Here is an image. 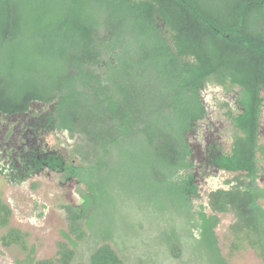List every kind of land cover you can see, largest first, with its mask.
<instances>
[{
	"label": "trees",
	"instance_id": "1",
	"mask_svg": "<svg viewBox=\"0 0 264 264\" xmlns=\"http://www.w3.org/2000/svg\"><path fill=\"white\" fill-rule=\"evenodd\" d=\"M48 1L0 0V57H16V45L26 38L35 45L32 53L42 57L0 60V120L29 113L39 129L35 132L79 136L82 144L73 154H79L81 163L46 147L19 155L17 163L10 157V171L0 161V175L16 185L46 168L86 187L80 205L62 206L68 222V231L63 232L69 244L63 249L67 257L82 240L92 238L91 212L101 201L97 177L109 169L108 160L126 142L154 143L149 118L155 115L168 121L169 133L158 145L164 168L154 173L150 201L139 214L151 220L150 228L157 233L152 239L162 240L169 252L191 245L195 261L209 264L203 253L208 252L215 264H229L221 254L216 229L219 215L232 214L233 249L250 247L264 264V190L256 186V160L246 155L257 144L258 88H264V29L260 27L264 0H73L61 10ZM95 2L97 12L91 10ZM32 16L39 23L34 30L27 21ZM163 24L171 37L161 30ZM130 32L140 38L138 53ZM212 82L243 87L251 99L243 102L246 114L236 125L242 137L232 152L217 160L225 171L246 172L247 181L238 178L228 190L212 192L207 206H196V179L185 173V130L202 110L200 89ZM145 88L151 99H158V110L139 99L138 92ZM36 104L43 108L34 109ZM11 215L0 195V226H7ZM173 218L180 224L175 225ZM19 232L10 229L2 243L10 246L18 241ZM137 234L154 233L139 223ZM93 237L96 247L89 264H124L112 236ZM31 254L29 264H50L35 262Z\"/></svg>",
	"mask_w": 264,
	"mask_h": 264
},
{
	"label": "rangeland",
	"instance_id": "2",
	"mask_svg": "<svg viewBox=\"0 0 264 264\" xmlns=\"http://www.w3.org/2000/svg\"><path fill=\"white\" fill-rule=\"evenodd\" d=\"M52 1V6L57 10H61L65 6L69 8L73 0H50L47 4ZM98 5V2H95L91 10L97 12ZM39 6L40 4H38ZM38 7H33L34 11ZM43 10H45L44 7ZM100 16L104 20L107 14L105 15V12H103ZM260 20V27L264 29V15ZM27 21L29 28L34 30L38 23L36 19L32 16ZM108 30L112 31V28ZM130 34L135 44L133 50L138 53L139 47L137 46H140L138 40L140 38L133 32H130ZM27 36H30V33H27ZM131 38H129V43H131ZM28 41L29 39L26 38L16 45L18 51L16 57L3 55L0 60L23 59L26 57H28L27 59H42L37 52L32 53L35 45L28 43ZM38 65H41V63H38ZM209 85L217 86L213 82ZM147 91V88L143 89V92L140 90L138 92L139 99H144L145 103L147 101L154 111L158 110L156 108L161 106L157 104L158 99H151L150 92ZM142 93H144V98ZM40 108H43V106L40 104L34 105V109L38 110ZM149 123H151L149 125L154 143L151 146L147 143L141 145L137 143L136 139L126 142L123 148L120 149L123 152L120 150L115 151L113 158L108 160L107 167L109 169L97 177L95 187L100 191L101 201L99 202V208H94L91 212L93 234L94 236L98 234L112 236V245L121 256L124 264H205L202 259L197 261L193 259L191 245L180 249L177 246L178 243H176L177 247L169 252L164 243L160 242L162 240L152 239L157 237V233L156 230L150 228L151 220L149 221L145 216L139 218L142 211L140 208L147 206V202L150 201L151 192L148 189L151 187L154 189L156 184L154 173L164 168V164L160 162L157 156L159 153L158 145L163 135H165L164 133H169L168 121H165L164 118L153 115L150 116ZM2 129L3 125L0 124V130ZM262 140L264 141V134ZM42 141L47 148L61 152L67 159H74L77 164L81 163L79 154L77 152H75L76 155L73 154L77 147L82 144L79 136L71 137L65 132L46 133L42 136ZM191 142H194V140L191 139ZM261 164L264 165V162ZM175 173L172 172V175L174 176ZM172 175L170 174V176ZM236 177H238L236 174L222 173L217 185L222 186L226 181L233 182ZM258 181L259 184L264 186V181H261V179H258ZM85 193L86 187L78 184L76 179L66 180L64 175L49 170L30 178L25 183L16 185L0 176V195L12 212L9 224L5 227L0 226V264H29L27 257L31 253L35 262L47 261L50 264H61L64 261L67 264H89L92 251L96 247L93 234L92 238L84 239L79 243L71 257H67L66 251L63 250L69 244L63 237V232L68 231V222L67 214L62 206L80 205ZM105 193L108 197H104ZM208 193L209 187L204 188L200 194L201 198L196 199V202H194L195 205H207ZM134 210L137 211V214ZM112 213L114 214L113 220L110 219ZM208 213H211L210 210H208ZM219 217L221 221L216 233L221 254L226 261L229 264H263L258 253L250 247L245 246L239 250L233 249L230 226L234 222V216L232 214H221ZM138 220L140 224L142 223L145 226V229H149L150 234H154L139 236L137 234ZM168 221L170 220L166 219L164 221L166 226L171 224ZM172 221L175 225L176 223L180 224V221L175 218ZM10 229L20 231L19 234L22 237L20 236L18 241H12L10 246H5L2 243V237ZM194 237H197L196 232ZM69 248L71 249V246ZM180 250H182V253ZM203 253L209 264H215L211 258V253V255L208 252Z\"/></svg>",
	"mask_w": 264,
	"mask_h": 264
},
{
	"label": "flooded vegetation",
	"instance_id": "3",
	"mask_svg": "<svg viewBox=\"0 0 264 264\" xmlns=\"http://www.w3.org/2000/svg\"><path fill=\"white\" fill-rule=\"evenodd\" d=\"M161 30H164L163 32L171 37V33L165 29L164 24L161 25ZM188 59L190 60V57ZM209 84L207 83L199 91L201 112L185 130V139L188 147V167L185 169V173L192 175L196 179L199 199L201 198V191L209 187L207 200L212 192L223 189L228 190V188L233 186L234 182V185H236L238 183L236 179L238 178L241 181H247L244 177L246 172L225 171L219 167L217 160L221 156L232 152L238 142V138L242 137L236 125L243 117V114H246L243 102L251 100L246 95L247 92H245L243 87L218 84L217 86H211ZM258 89L260 94L258 99L255 97L259 101L257 144L254 149L250 150L251 152H246V155L256 160V186L264 190V186L259 184L260 182L258 181V179L264 181V165L261 164L264 162V141L262 140L264 134V88L259 87ZM252 98L254 97L252 96ZM0 124L3 125V129L0 130V161L3 163L2 167L4 170H11L10 157L16 161L19 155L24 157L31 151H40L47 147L42 141L44 133L35 132L39 129H36L35 119L31 118L29 113L1 119ZM191 139L194 142H191ZM45 170L47 169L44 168L36 172L34 176ZM222 173L236 174L238 177L233 182L226 181L223 183L224 185L220 186L217 183ZM57 174L64 175L63 173ZM2 177L4 178V176ZM193 202H196V199Z\"/></svg>",
	"mask_w": 264,
	"mask_h": 264
}]
</instances>
